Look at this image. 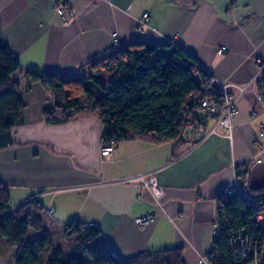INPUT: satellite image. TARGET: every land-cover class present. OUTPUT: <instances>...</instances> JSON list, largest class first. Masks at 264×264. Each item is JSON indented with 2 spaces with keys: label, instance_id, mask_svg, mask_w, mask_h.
Here are the masks:
<instances>
[{
  "label": "crops",
  "instance_id": "0c3cea01",
  "mask_svg": "<svg viewBox=\"0 0 264 264\" xmlns=\"http://www.w3.org/2000/svg\"><path fill=\"white\" fill-rule=\"evenodd\" d=\"M54 1L0 0V36L23 71L71 74L122 46L170 41L229 92L245 90L236 100L230 135L217 129L198 137L195 122L178 147L123 140L105 157L98 118L46 123L42 111L53 106L51 93L38 82L26 87L23 73L13 75L25 108L22 124L10 131L13 144L0 150L9 206L33 198L43 207L38 215L52 216L63 227L65 244L73 240L66 225L75 220L97 226L99 243L124 260L180 248L184 264H209L205 255L223 187L244 163H250L248 186L264 184V83L254 80L257 60L264 61V0H61L60 13ZM149 173L163 190L160 205L134 179ZM33 210L29 205L27 213ZM141 217L148 222L137 224ZM27 238L34 240L32 229ZM48 239L52 250L61 248ZM0 264H14L13 247L2 242Z\"/></svg>",
  "mask_w": 264,
  "mask_h": 264
},
{
  "label": "trees",
  "instance_id": "16d2710c",
  "mask_svg": "<svg viewBox=\"0 0 264 264\" xmlns=\"http://www.w3.org/2000/svg\"><path fill=\"white\" fill-rule=\"evenodd\" d=\"M18 73L24 74L26 87L38 82L51 93L53 106L42 111L46 123L95 115L103 125L101 138L118 142L137 139L154 144L173 142L178 147L185 142L187 130L182 117L190 115L193 124L200 115L205 116L202 97H209L219 107L223 102L211 74L170 41L122 46L98 60L84 62L71 74H57L23 71L0 36V150L13 144L10 131L22 124L25 103L19 95L20 84L13 78ZM258 83H264V75ZM249 165L237 167L241 192L227 197L220 193L216 198V235L205 255L209 264H233L228 236L243 225L241 210L251 214L264 208V184L253 188L247 184ZM29 205H33L32 214L27 213ZM42 209L33 198L12 209L8 186L0 181V242L13 247L14 264H184L180 248L121 259L99 243L97 226L75 220L67 223L65 231L73 235L72 243L66 244L73 252L60 247L52 250L37 214ZM29 229L35 232L32 241L27 238Z\"/></svg>",
  "mask_w": 264,
  "mask_h": 264
},
{
  "label": "built area",
  "instance_id": "2783aa9c",
  "mask_svg": "<svg viewBox=\"0 0 264 264\" xmlns=\"http://www.w3.org/2000/svg\"><path fill=\"white\" fill-rule=\"evenodd\" d=\"M57 11L60 13L63 9L61 0H55ZM148 12L143 14V19H146ZM113 41L117 42L118 37L113 34ZM225 47H220L217 50L218 54H222ZM259 66L257 74L254 77L255 81H259L264 75V61L257 60ZM223 98L222 105L219 107L209 97H202L200 99V106L205 112V118H200L196 121L195 127L198 132V137L216 133L217 129H223L230 135L232 122L237 113L236 100L238 96L245 90V87H238V95L231 93L227 89V85L218 83ZM261 100V94L257 97ZM187 127L191 126L192 119L190 115L182 117ZM211 122L209 128H206L205 123ZM118 141L116 139L105 140L101 138L100 153L102 156L108 157L111 155L112 150L115 148ZM236 176L221 191L222 196H232L234 193L241 192L240 178L238 177L239 170L235 172ZM134 179L138 180L142 186L150 190L152 197L156 204L160 205V199L163 195V190L158 184L154 174H141ZM243 217V225L231 231L228 236V249L231 254L233 264H264V208L259 211H254L248 214L245 210H241ZM149 217H141L136 219L137 224L142 225L148 222ZM216 226V222H215ZM217 229V226H216ZM216 235V231H215Z\"/></svg>",
  "mask_w": 264,
  "mask_h": 264
},
{
  "label": "rangeland",
  "instance_id": "374dc122",
  "mask_svg": "<svg viewBox=\"0 0 264 264\" xmlns=\"http://www.w3.org/2000/svg\"><path fill=\"white\" fill-rule=\"evenodd\" d=\"M93 116L96 117L95 115H93ZM101 125H102V123H101ZM102 128H103V125H102ZM188 128L189 127H187V129ZM41 217L43 220L42 233L45 236H49L47 238H51L52 240L54 239L55 241H59V244L61 245L62 249L67 250V251L70 250L71 252H73L71 250V248H67V245L65 244L66 241L63 238V233H64L63 227L60 226L52 216H49L47 214H43Z\"/></svg>",
  "mask_w": 264,
  "mask_h": 264
}]
</instances>
